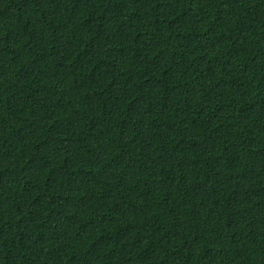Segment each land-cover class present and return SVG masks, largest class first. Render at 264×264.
<instances>
[{
	"label": "trees",
	"instance_id": "trees-1",
	"mask_svg": "<svg viewBox=\"0 0 264 264\" xmlns=\"http://www.w3.org/2000/svg\"><path fill=\"white\" fill-rule=\"evenodd\" d=\"M0 264H264V0H0Z\"/></svg>",
	"mask_w": 264,
	"mask_h": 264
}]
</instances>
